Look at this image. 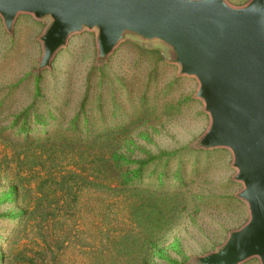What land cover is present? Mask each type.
<instances>
[{
	"label": "rangeland",
	"instance_id": "1",
	"mask_svg": "<svg viewBox=\"0 0 264 264\" xmlns=\"http://www.w3.org/2000/svg\"><path fill=\"white\" fill-rule=\"evenodd\" d=\"M51 23L0 16V264H201L250 213L199 81L159 39L102 58L98 29L41 69Z\"/></svg>",
	"mask_w": 264,
	"mask_h": 264
},
{
	"label": "water",
	"instance_id": "2",
	"mask_svg": "<svg viewBox=\"0 0 264 264\" xmlns=\"http://www.w3.org/2000/svg\"><path fill=\"white\" fill-rule=\"evenodd\" d=\"M20 14L52 19L42 37L41 69L84 29L99 30L102 58L126 33L173 48L181 74L199 81L197 97L211 118L200 145L231 150L250 213L221 250L199 261L264 264V0L239 9L225 0H0L8 31Z\"/></svg>",
	"mask_w": 264,
	"mask_h": 264
}]
</instances>
